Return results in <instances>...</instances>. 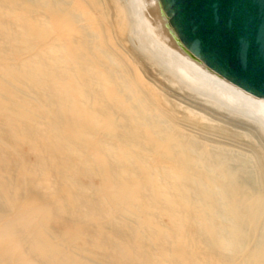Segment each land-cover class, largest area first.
Here are the masks:
<instances>
[{
    "label": "bare ground",
    "instance_id": "bare-ground-1",
    "mask_svg": "<svg viewBox=\"0 0 264 264\" xmlns=\"http://www.w3.org/2000/svg\"><path fill=\"white\" fill-rule=\"evenodd\" d=\"M0 264H264V98L159 0H0Z\"/></svg>",
    "mask_w": 264,
    "mask_h": 264
},
{
    "label": "water",
    "instance_id": "water-1",
    "mask_svg": "<svg viewBox=\"0 0 264 264\" xmlns=\"http://www.w3.org/2000/svg\"><path fill=\"white\" fill-rule=\"evenodd\" d=\"M159 4L189 54L264 98V0H159ZM194 25H200L199 30Z\"/></svg>",
    "mask_w": 264,
    "mask_h": 264
},
{
    "label": "rangeland",
    "instance_id": "rangeland-1",
    "mask_svg": "<svg viewBox=\"0 0 264 264\" xmlns=\"http://www.w3.org/2000/svg\"><path fill=\"white\" fill-rule=\"evenodd\" d=\"M141 24V23H140ZM143 25L145 26V23L144 24H141L140 26H142V27H140V31H141V35H142V38H143V34L146 36V33H144L145 31H144V29H145V27H143ZM143 29V30H142ZM144 31V32H143ZM144 36V37H145ZM145 39V40H144ZM143 39V41H145L146 42V40H147V38H144Z\"/></svg>",
    "mask_w": 264,
    "mask_h": 264
},
{
    "label": "snow or ice",
    "instance_id": "snow-or-ice-1",
    "mask_svg": "<svg viewBox=\"0 0 264 264\" xmlns=\"http://www.w3.org/2000/svg\"><path fill=\"white\" fill-rule=\"evenodd\" d=\"M193 27H194L196 30H199L200 25H194Z\"/></svg>",
    "mask_w": 264,
    "mask_h": 264
}]
</instances>
